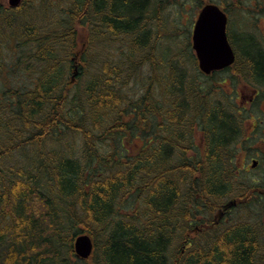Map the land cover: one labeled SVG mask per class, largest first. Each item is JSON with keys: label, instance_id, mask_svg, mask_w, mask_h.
<instances>
[{"label": "trees", "instance_id": "16d2710c", "mask_svg": "<svg viewBox=\"0 0 264 264\" xmlns=\"http://www.w3.org/2000/svg\"><path fill=\"white\" fill-rule=\"evenodd\" d=\"M163 2L193 0H0V264H170L172 247L173 264H264L246 225L182 249L227 199L264 218L229 152L241 123L217 78L264 79V51L241 31L231 69L192 78L142 19ZM209 2L264 15V0L197 5ZM76 68L89 81L74 92ZM83 233L95 243L85 261L74 251Z\"/></svg>", "mask_w": 264, "mask_h": 264}, {"label": "flooded vegetation", "instance_id": "af4514ba", "mask_svg": "<svg viewBox=\"0 0 264 264\" xmlns=\"http://www.w3.org/2000/svg\"><path fill=\"white\" fill-rule=\"evenodd\" d=\"M148 7L149 13L144 14L142 19L143 21L145 20L147 25L152 23V25L157 26L153 30L150 29L152 28L151 26H148V30L152 35L155 33V36L152 37L153 42H160L154 38L158 37L160 40L161 38L164 39L166 35L165 3L152 4ZM222 8L225 12H228L227 7ZM198 15L199 11H196L195 20L198 18ZM227 15L228 17L230 16L229 13ZM258 40L264 51V44L260 41V38ZM257 80L253 83L249 80L246 81L245 77H241L239 81L242 82L244 88L247 87L252 92L246 95L243 91H236V100L237 97L239 99L235 101V105L237 106L236 112L241 123V130L238 138L228 146L229 152L233 153L237 158L235 165L237 174L240 175L241 172H248L252 175V179L247 182H250L254 186L252 192L259 201L261 200L264 203V79L260 80L258 78ZM195 136L196 141L194 144H206L205 133H196ZM242 162L243 164H241ZM255 162L256 166H254ZM250 198L251 195H248L244 203L250 201ZM234 200H236V205L234 204ZM238 204V200L235 198L227 199L215 212H212V217L207 221L197 224L191 223L192 225L195 224L194 229L191 231L195 229H209L210 238L214 242V240H218L222 235L225 236L226 233L233 231L235 228L232 227L246 225L250 230L252 239H255V252H259V255H261L260 253L264 250V218L259 219L251 210L248 211L245 206H239ZM242 216L245 217L242 218ZM193 241L192 238L186 237L184 243L187 246L183 245V247L191 246ZM259 255L257 259H259Z\"/></svg>", "mask_w": 264, "mask_h": 264}, {"label": "rangeland", "instance_id": "374dc122", "mask_svg": "<svg viewBox=\"0 0 264 264\" xmlns=\"http://www.w3.org/2000/svg\"><path fill=\"white\" fill-rule=\"evenodd\" d=\"M202 1L205 2V0H202ZM198 3H200V0H193L192 3L188 2L185 7H180L179 5H171L168 7L166 6L167 7L166 8V20H165L166 38L164 40H162L163 38H161L160 40L158 39V37L154 38L157 41H161V44H159L161 46L160 55L162 57H165V61L167 62V64H168V62H170V60L172 62L175 61V63H177V65H179V67L182 66V67L186 68L189 72V75L192 78L197 77V76L193 75V74H195V70H196V72L203 75L199 70L194 51H192V48L190 46L191 42L189 39V34L187 33V31L189 29V24H190V17L193 19L195 17L194 13L196 11L198 12V10L200 8L197 5ZM7 4H9L8 0H7ZM242 9L243 10L240 13L231 12L232 13V16H231L232 20L230 21V24H229V39H230L231 43H232L233 37L236 36V33H239L241 31H245V32L249 33L251 36H254L257 41H259L258 39L260 38V41L264 44V15H262L263 17L256 16V13L260 8L256 7V10H255L253 7H243ZM231 10H232V8H231ZM247 10L250 11L251 14H249L247 12ZM174 34H176V37L174 36ZM153 36H155V33H153ZM156 43H158V42H156ZM156 46H158V45H156ZM146 55L147 54L144 53L145 57H147ZM152 56L157 59V55L154 54ZM141 69L142 70L140 72H143L145 75H148L151 72L149 63H148V65H146V64L143 65V67ZM202 78L205 79L206 77H202ZM217 78L219 79L218 81L220 82L219 87L222 89V91L226 94V96L232 102L237 101L239 99L237 97V100H236V91H239V92L243 91L244 94H246V95L250 94L252 92L251 89H249L247 87L244 88L242 82L233 80V78L229 74H226V76H224V77L218 76ZM68 79H69V81H68L69 88L74 92L78 91L79 89L82 91L84 89V87L86 86L87 82L89 81L88 77L75 78V80H72L71 79V73L68 75ZM71 81H72V83H71ZM134 84L132 83L127 88V89H129L130 93H132L136 89V88L133 89ZM76 140H79V139H76ZM61 144H63V143H61ZM50 146H51V141H48L46 148H49ZM54 146L56 147L58 145L56 144ZM52 147H50V148H52ZM31 150H32V148H28L26 150L25 154L29 155ZM18 161H19L18 154H15L12 159H9L6 161L5 166L9 167L11 165H15L18 163ZM241 164H243V162ZM234 201H235L234 204L236 205V200H234ZM244 213H245V211H244ZM235 216L238 218L237 215H235ZM244 217L245 216H242V218H244ZM248 220H250V219H248ZM204 236H206V237L209 236V238H210V230L209 229H206V228L198 229V230L195 229L194 231H191V232L186 234V237H190L193 240L195 239L197 241L200 240V242L203 244L205 243V242H203ZM210 240H211V238H210ZM178 245H180V242H178ZM185 247H182V249L184 250ZM175 249H176V247H174V249H173V247L170 249L171 250L169 253L170 264H173V262H174L173 259H174ZM74 260L78 261V259H76V258H74ZM83 261H85V260H83ZM91 263L92 262H90L89 264H91ZM79 264H81V263H79Z\"/></svg>", "mask_w": 264, "mask_h": 264}, {"label": "water", "instance_id": "95a60500", "mask_svg": "<svg viewBox=\"0 0 264 264\" xmlns=\"http://www.w3.org/2000/svg\"><path fill=\"white\" fill-rule=\"evenodd\" d=\"M22 0H9L17 7ZM193 47L197 52L200 69L206 74L231 66L236 61L233 46L228 37V17L216 4H206L199 15L193 33ZM77 68L73 78L77 75ZM74 249L78 257L89 258L94 250V241L89 234L76 237Z\"/></svg>", "mask_w": 264, "mask_h": 264}]
</instances>
